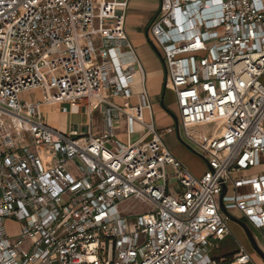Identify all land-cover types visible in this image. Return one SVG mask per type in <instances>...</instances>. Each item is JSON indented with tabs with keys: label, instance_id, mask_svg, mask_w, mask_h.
<instances>
[{
	"label": "built area",
	"instance_id": "built-area-1",
	"mask_svg": "<svg viewBox=\"0 0 264 264\" xmlns=\"http://www.w3.org/2000/svg\"><path fill=\"white\" fill-rule=\"evenodd\" d=\"M130 2L0 0V264H216L230 216L264 240V0H159L149 25L176 98L166 131L201 176L156 124ZM45 107L86 120L59 128ZM260 259L240 243L218 261Z\"/></svg>",
	"mask_w": 264,
	"mask_h": 264
},
{
	"label": "crops",
	"instance_id": "crops-1",
	"mask_svg": "<svg viewBox=\"0 0 264 264\" xmlns=\"http://www.w3.org/2000/svg\"><path fill=\"white\" fill-rule=\"evenodd\" d=\"M158 8H159V0H131L126 18L127 34L129 39L132 41L137 56L142 64L145 73V87L148 89L152 99L153 112H154V96L151 94L148 83L152 79L153 80L155 78L158 79L157 75L159 74L161 76V80H160L161 82L158 92L161 93L162 86L164 84V68L162 61L157 55L155 49L151 47L150 43L147 40L146 29L148 27V23L151 17L157 12ZM142 87L143 85L141 82L140 74L137 73L135 75V80L132 84L134 95H132V97L129 99L130 104L138 103V97L136 93L140 91ZM167 90L170 91L175 97L174 92L165 88V92ZM164 94L162 95V97L164 96ZM118 100L122 101V99H118ZM159 110L164 114V116L168 117L170 120L168 124L160 125L158 123L156 113L154 112L155 120L158 128L160 130L165 131L164 133L165 143L167 144L168 135L172 134L176 140V143H174V145L172 144L171 146H168L167 144V146L192 171V173H194L197 176H201L207 169V163L204 161V159L200 158L194 153H191L181 143L178 142L179 134L176 130L166 131L168 128L176 127L177 123H175L174 118L164 108H161L160 106ZM173 112L175 113V111ZM117 134L121 140L126 139L125 134L121 129L117 131Z\"/></svg>",
	"mask_w": 264,
	"mask_h": 264
},
{
	"label": "rangeland",
	"instance_id": "rangeland-1",
	"mask_svg": "<svg viewBox=\"0 0 264 264\" xmlns=\"http://www.w3.org/2000/svg\"><path fill=\"white\" fill-rule=\"evenodd\" d=\"M157 78L158 79L155 78L154 80L153 79L150 80L148 83V86L150 88L151 94L154 96V112L156 113L158 123L160 125H164V124H168L170 120L168 117L164 116V114L159 110L160 106L161 108H163L161 105L162 94L158 92L160 82H161L160 81L161 76L158 74ZM261 80L264 81V76L262 77ZM33 96L40 97V91H36V90L27 91L25 93H22L21 98L22 99H25L27 97L32 98ZM163 102L166 104L168 108L176 112L177 110L176 100H175L174 95L170 91L167 90L165 92L163 96ZM43 111L45 113V116L48 122H50L51 124L59 128H66L68 126L69 120H71V122L73 121L74 123H80L86 120V118L81 115H70V117H68L69 115L66 116L52 107H45ZM94 122L95 124L99 123V120L97 117H95ZM136 136L137 135H134L133 139H136ZM181 136H183L182 132H181ZM178 142L181 143L191 153H194L195 155L199 156L190 147H188L186 143L181 142L179 138H178ZM174 143H176L174 136L172 134L168 135L167 137L168 146H171L172 144L174 145ZM199 157L201 158V156ZM167 171L169 173V176L173 175L174 173V170L172 169L171 166H167ZM7 224H8L9 231L11 233H15L17 230V225L11 222H8ZM230 226L232 229V233L228 235L224 240L217 241L218 247L213 248V250L210 253V256L214 257L217 260L216 264H229L228 261L219 262L218 260L223 257H226L227 259L230 258L232 253L239 250L240 243L243 244L251 254H253L255 261L257 263H261L262 261L260 259V255L255 249L252 243V240L248 235V231L239 222L235 220L230 221ZM249 231L254 237L259 248H261V250H264V242H263L264 240L262 238L260 231L255 229L252 225L249 226Z\"/></svg>",
	"mask_w": 264,
	"mask_h": 264
},
{
	"label": "trees",
	"instance_id": "trees-1",
	"mask_svg": "<svg viewBox=\"0 0 264 264\" xmlns=\"http://www.w3.org/2000/svg\"><path fill=\"white\" fill-rule=\"evenodd\" d=\"M158 11V10H157ZM157 13V12H156ZM156 13L151 17V19H150V21H149V23H148V27H147V29H146V37H147V40H148V42L150 43V45H151V47L153 48V49H155V51H156V53H157V55L159 56V58H160V60L162 61V64H163V59H162V57H161V55L159 54V52H158V50L155 48V46L153 45V43H152V41L150 40V38H149V34H148V28H149V25H150V23L152 22V20L154 19V17L156 16ZM163 68H164V64H163ZM164 80H165V68H164ZM165 82V81H164ZM164 92H165V87H164V84H163V86H162V90H161V94L163 95L164 94ZM161 105H162V107L174 118V120H175V123H177V117H176V113H174L170 108H168L167 106H166V104L163 102V97H162V102H161ZM234 253H236V252H234ZM234 253H232V254H234ZM231 254V255H232Z\"/></svg>",
	"mask_w": 264,
	"mask_h": 264
},
{
	"label": "water",
	"instance_id": "water-1",
	"mask_svg": "<svg viewBox=\"0 0 264 264\" xmlns=\"http://www.w3.org/2000/svg\"><path fill=\"white\" fill-rule=\"evenodd\" d=\"M230 218H231V220H235V221L239 222V223H240V224H241V225H242V226L248 231V235H249V237L251 238L252 243H253L255 249L257 250V252L259 253L260 256L264 257V253H263V251H262L261 248H259V246L257 245V243H256V241H255V239H254V237L252 236L251 232L249 231V227L247 226V224H246L244 221H241V220H239V219H237V218H235V217H233V216H230Z\"/></svg>",
	"mask_w": 264,
	"mask_h": 264
}]
</instances>
